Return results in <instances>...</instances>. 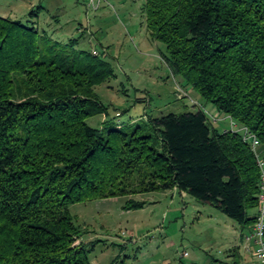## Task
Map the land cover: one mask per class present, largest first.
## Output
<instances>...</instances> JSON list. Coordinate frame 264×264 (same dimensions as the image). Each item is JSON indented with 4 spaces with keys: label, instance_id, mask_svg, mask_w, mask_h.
I'll return each mask as SVG.
<instances>
[{
    "label": "trees",
    "instance_id": "1",
    "mask_svg": "<svg viewBox=\"0 0 264 264\" xmlns=\"http://www.w3.org/2000/svg\"><path fill=\"white\" fill-rule=\"evenodd\" d=\"M143 12L172 73L264 149V0H146ZM97 54L0 15V264H91L69 206L152 191L185 192L251 230L260 173L241 135L201 109L115 121L95 93L115 74Z\"/></svg>",
    "mask_w": 264,
    "mask_h": 264
},
{
    "label": "rangeland",
    "instance_id": "2",
    "mask_svg": "<svg viewBox=\"0 0 264 264\" xmlns=\"http://www.w3.org/2000/svg\"><path fill=\"white\" fill-rule=\"evenodd\" d=\"M145 1L106 0L92 11L86 0H0V15L33 21L50 44L82 55L98 53L96 59L115 76L97 85L95 93L110 115L121 114L115 121L143 122L147 116L200 106L213 111L169 69L165 45L147 29ZM74 39L79 41L73 45ZM219 117L217 123L208 121L210 127L229 130V119ZM103 118L88 122L97 126ZM129 199L142 207L128 208ZM69 212L82 236L94 244L87 252L91 264H257L244 248L248 226L176 189L77 203ZM234 245L241 246L243 260L229 255Z\"/></svg>",
    "mask_w": 264,
    "mask_h": 264
},
{
    "label": "built area",
    "instance_id": "3",
    "mask_svg": "<svg viewBox=\"0 0 264 264\" xmlns=\"http://www.w3.org/2000/svg\"><path fill=\"white\" fill-rule=\"evenodd\" d=\"M105 0H87L88 8L92 10H97ZM201 110L207 115L208 119L212 123H217L220 120V113L213 109V111L206 110L203 106H200ZM229 119V130L241 135L242 140L250 146L259 168L260 179L258 186V206L255 221L249 232L245 237L244 248L247 252H251L252 256L255 258L257 264H264V149L262 148V143L259 138L251 132L246 126L239 125L232 118ZM254 246L251 247L249 243Z\"/></svg>",
    "mask_w": 264,
    "mask_h": 264
},
{
    "label": "crops",
    "instance_id": "4",
    "mask_svg": "<svg viewBox=\"0 0 264 264\" xmlns=\"http://www.w3.org/2000/svg\"><path fill=\"white\" fill-rule=\"evenodd\" d=\"M214 109V108H213ZM222 115V114H221ZM226 117V116H225ZM224 117V118H225ZM83 242L84 244H88L89 241L84 237V236H81V238L77 241V243L79 242ZM233 248H231V252L229 253L230 256L232 257H235V258H238L239 260H243L244 258L242 257L241 255V252H240V245H234L232 246ZM254 258V257H253ZM255 260V258H254ZM256 261V260H255ZM257 263V262H256Z\"/></svg>",
    "mask_w": 264,
    "mask_h": 264
}]
</instances>
